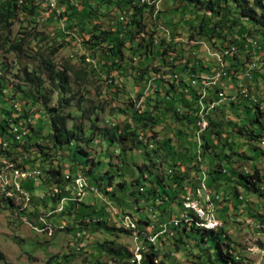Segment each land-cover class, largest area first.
<instances>
[{
    "label": "rangeland",
    "instance_id": "rangeland-1",
    "mask_svg": "<svg viewBox=\"0 0 264 264\" xmlns=\"http://www.w3.org/2000/svg\"><path fill=\"white\" fill-rule=\"evenodd\" d=\"M37 1L40 5L34 12L30 11V4L27 7L20 4L12 25L0 31V90L4 89V97L0 100L6 109L11 105L9 99L16 100L17 110L21 112L19 116L24 113L29 125L37 131V137L32 136L25 145L26 149L20 144L15 146L11 140L4 146L2 141L0 167L16 168L20 165L18 168L40 170L35 179H25L21 183L27 195L18 196L10 187L9 194H6L0 188V264H117L126 259L140 264L141 251L149 244L158 259L168 257L174 264H217L212 258L213 248H210L211 256L199 233L189 231L186 236L178 229H172L175 219L184 218L182 207L175 202H182L188 192L192 193L193 186L198 185L200 179L197 177L204 176L207 181L213 161L205 156L197 160L194 127L185 119L180 122L164 116L165 106L166 101L178 105V97L183 96V92L179 93L183 88L178 83L188 81L192 65L198 66L197 72L202 69L201 73L209 75L224 66L223 71L227 74L220 77L218 84L223 88L218 93L222 91L223 96L210 111L215 124L210 126L207 134L209 149L220 153L221 165L225 169L229 167L241 172L257 169L264 174V136L250 138L247 118L252 112L242 105L235 107L230 103L236 101L235 93L240 86L258 101L264 99V41L260 32L254 37L260 44L259 49L251 52V57L257 61L256 70L246 81L241 76L243 70L235 72L233 67L226 66V51H222L218 41L214 43L195 32L194 27L202 17L209 16L210 11L185 2L157 0V5L140 8L143 31L134 41L125 43L124 59L110 65L105 62L100 49L93 56L89 55V44L86 43L89 35L83 28L85 25H78L76 20L68 19L67 14H61L65 8L69 9L70 4L73 7L68 12L72 17L88 14L89 24L113 31L117 23L127 20L122 5H109L102 0H55L54 6L33 0L31 4L35 5ZM65 1L69 3L63 4ZM248 5H251L250 1ZM129 7L130 13L135 12L136 7L131 3ZM225 7L232 9V3L228 1ZM121 17L124 20L121 21ZM243 21L244 32L252 31V23ZM158 23H163L167 32L159 31ZM130 46L136 50L132 51ZM195 60L199 64L194 65ZM142 64L151 73L150 76L145 74L143 79L140 77L144 70H138ZM63 66L68 68V83L64 89H58L55 86L57 80L53 82L51 75L62 70ZM23 69L40 76L42 85L28 83ZM156 77L162 79L157 87L153 82ZM233 77L235 83L230 80ZM169 82L178 86L170 90L172 97L166 100L164 92ZM211 86L217 87V84ZM154 88L158 89L156 97L160 101L155 108L156 120L144 126L140 119L142 106L149 95H155ZM211 88L201 87L197 91L203 89L204 99H207ZM252 103L253 100L249 105ZM43 106L59 109L66 118V126L76 128L80 135L77 144L87 153L89 161L72 160L71 152L68 157L65 155L64 146L56 148L46 139L50 128ZM261 110V122H264V103ZM239 126L243 127L242 133L238 131ZM216 131L219 133L215 134ZM109 136L114 140L110 141ZM2 140L5 141L3 137ZM163 141H167L170 147L174 145V149H178V144L186 147H179V152L170 156L168 146H159ZM228 143L232 153L225 157L222 150ZM169 167H172L171 174L166 173ZM51 170L59 171V174ZM222 173L228 174V171ZM155 175L165 185L169 197L163 193L161 196L146 194L148 189L155 187ZM5 176L9 183V173ZM76 176L85 177L87 183L86 192L79 201L72 185ZM100 176L105 177L103 183L108 181L106 177H110L111 186L106 190L115 193L111 199L100 193L94 182V177ZM173 180L180 181L181 187L180 184L174 185ZM120 182L125 183L123 189ZM223 182L225 179L221 177L209 188L220 195L215 211L225 222V235L242 264H264V221L260 222L262 227L256 225L259 216L264 215V196L243 190H239L242 198L228 196ZM261 187L264 192V181ZM132 189L134 192L141 190V194L128 193ZM136 194L140 199L135 201ZM197 196L202 197L203 191ZM170 197H174L173 202ZM105 201L118 213L108 211ZM180 207L181 211L178 210ZM123 212L149 222L147 231H141L138 239H134L129 230L128 233L120 230ZM92 217L97 218L99 224H90ZM167 221H170L169 228L154 240H148L146 235L152 236ZM48 227L53 232L50 233Z\"/></svg>",
    "mask_w": 264,
    "mask_h": 264
},
{
    "label": "trees",
    "instance_id": "trees-1",
    "mask_svg": "<svg viewBox=\"0 0 264 264\" xmlns=\"http://www.w3.org/2000/svg\"><path fill=\"white\" fill-rule=\"evenodd\" d=\"M31 1L33 0H2L0 1V31L8 29L12 25V21L17 14L16 12L20 4H22L21 6L23 7H27L28 4H30L31 5L30 11L34 12L33 10L40 4L37 1L36 4L33 5L31 4ZM66 1L63 4L69 3ZM102 1L104 3L106 2V4H109V5H111L112 3L114 4L117 3L119 5H122L121 6L122 11L125 14L127 13L128 15V17H126L127 20L124 21L122 24L117 23L113 31L108 30V29H97L95 24L94 25L89 24L87 22L88 14L83 15L80 18L75 17V16L72 17L71 14L68 12L73 7L70 4H68L69 9L65 8V10L62 11L63 13L61 15L67 14L68 19L71 20L72 18L73 20H76L78 25L80 23L85 25V27L83 26V28H86L88 35H89L88 40L86 41V43L89 44L87 47L88 50H90L89 55L93 56L97 52V50L100 49L103 53L102 56L104 57L105 62H109L110 65L111 64L115 65L117 61L124 59L123 47L125 46V43L129 41L130 42L134 41L135 39L139 37L140 33L143 31L144 25L141 19V11H140L141 9L140 8L142 6L146 8L148 7V5L146 4L137 5V6L133 5L132 2L134 0H102ZM173 1L178 2V3L185 2L187 4L193 5L195 8H199L205 11H210L209 13L210 15L206 17H202L200 21L198 22V24L194 27V30L195 32H197V34L202 35V36L204 35L209 40H213L214 43L218 41L220 44L219 45L220 48H222V51L223 49L224 51H226L229 48V46L236 47L237 52L235 53L225 52L224 53L226 54L225 55L226 58H228V60L225 61V64H227L226 66L233 67L235 72L243 70L246 62L252 58L251 52H255L257 49H259L260 44H258V47L252 46L250 45V43L247 42L248 38L250 37L254 38L256 33L260 32L261 40L264 41V0H173ZM228 1L232 3V9L225 7ZM248 1L251 2V5L246 6ZM130 3L133 7H136L135 12L130 13V8H131L129 7ZM214 17L217 18L215 21L212 20ZM243 19L250 21L252 23V31L246 30L244 32ZM136 43H138V41H136ZM0 48H1V44H0ZM11 48H14V46H11ZM130 48L132 51L136 50L132 46H130ZM195 64H199L198 61L195 60L194 65ZM48 66H49V63L47 62V68ZM138 68H139L138 70H142V71L144 70V72H142L141 74V77H140L141 79H143L145 74H147V76L151 75V73L146 70V67L143 64L139 65ZM197 68L198 66L192 65L190 69L191 74L188 77L192 76V74L195 75V73L196 74L201 73L202 69L199 70V72H197L196 71ZM67 70L68 68L66 66H63L62 70H57L54 73V75H51V80L53 82L54 80H57V84L55 86L58 89H64L65 84L68 83V77L66 75ZM23 71L25 74L24 78L28 83H35L38 87L42 85L43 82L41 80V77L36 75L35 72L27 73L26 69H23ZM51 73H52V68L50 70V74ZM230 80L233 81L234 83L236 82L235 77H233ZM161 81L162 79H157V77L153 79V82L155 83L156 87L160 86V84L162 83ZM178 84L181 86V88H183V91H179L180 94L183 92V96L178 97L177 99L179 101L178 105L175 103L166 101L168 102V104L165 106L166 115L164 116L170 118V120H173V121L182 122V120L185 119L188 121V123H190V125H192V127H194L195 120H196V113L199 107L200 92L197 91L198 88L191 86L188 82L181 81ZM166 86L167 87L164 92L165 99L170 100L172 97V94H170V90L177 89L178 85H174L173 83L169 82L167 83ZM209 87H212L213 89L212 88H211L212 90L209 89L210 93H209L208 98L202 100L203 101L202 103L205 105H209L212 101H215V104H216L220 98L218 96V91L221 88H218L215 86L214 87L209 86ZM157 92H158V89L154 88L153 93L155 95L153 97L149 95L147 97V101L142 106L143 109L141 111L142 115L140 119L143 120L144 126L156 120L155 111L157 107L159 106L157 104L160 102V101H157L158 99V97H156ZM212 92H214V98H212ZM251 95L252 97L250 99L237 97L236 101H231L230 103L235 107H237V105H240V106L242 105L243 107L247 108L249 113L252 112V115L247 118V120L249 121L248 124L250 126V128L247 129V134H250L249 135L250 138H253L251 136H254V135L260 138L261 136H264V122H261V117H263L262 116L263 111L261 110V104L264 103V99H262L261 101H258L257 99L253 98V94ZM252 100L254 103L249 105ZM240 101H242V103ZM130 103L133 104L131 100H130ZM9 106L10 108H7V109L4 107L1 108L3 115L0 116V130L2 131V132L0 131V135H2L3 133L2 137L5 139V141L4 140L2 141L8 143L7 141L11 140L12 142L13 140V144L15 146L20 144V145H23V147L25 148L26 143H28L29 140L32 139V136L37 137V131L34 129L33 126L29 125V121L25 118L26 115L23 113L21 115H23L24 117L21 115L19 117H21L24 120V124L28 130V132L26 133L27 136L25 135L24 138H22L21 140H18L19 142L15 140L13 135L9 131L11 128L10 125H12L10 124V121L16 122V119H18L19 117H17L16 119L11 118L12 110H11V105ZM43 107L46 110V116L49 120V128H50L49 129L50 131L47 134L46 139L50 143H52V145L56 148H61L62 146H64V150L66 149L65 155L68 157V155H70V152H71L72 160L74 159L76 161L77 159L80 163L89 161V159L87 158V153L83 151V149L77 144V140L80 139V135L77 132L76 128L66 126V123H65L66 118L65 116L61 114V112H59L60 111L59 109H56L55 107H48V108L46 106H43ZM20 113L21 112H18V114ZM207 119H208L209 125H208L206 132L202 135L200 154L202 157L205 156L207 159L210 158L208 159L210 160V162L213 161L211 163L212 172H209L208 178H207L208 186L210 185L209 187H211V183L213 184L214 181L221 179L222 177L223 179H225V182H223V185H224V189H227L228 196L232 195L238 198L239 197L242 198L243 194L241 195L239 190H243L248 194H256L259 197L264 196V192H262V187H261V183L264 181L263 173H260V171H258L257 169H253L252 172H241V171H235L234 169L230 170L229 167L228 168L226 167V169L222 167L221 164L223 163L221 162V159L219 158L220 153L213 150V148L209 149L210 142H209V138H207V134H208L210 126L214 125L215 122L212 120L210 113L207 115ZM242 129L243 127H240V126L238 127L239 132H241ZM218 133H219L218 131L215 132V134H218ZM2 137L0 138L2 139ZM109 137H110V141L114 140L113 137L111 136ZM9 138H12V139L9 140ZM30 144L31 143H29V145ZM165 145L168 146L167 151L169 152L170 156L174 154V152L178 153L179 147L181 146L180 144H178L179 146L178 149H174V145L170 147L167 141L165 142L163 141L162 144H160L159 146L164 147ZM223 146L225 145L223 144ZM230 147L231 146L229 145V143L225 147H223L225 150H222V151L225 157L231 156L232 151ZM9 154L10 153L7 152V155ZM243 158H246V157H243ZM224 161L226 162L227 159ZM197 170L199 169L197 168ZM223 171H228V174H223L222 173ZM50 172L54 174H59V171L51 170ZM171 172H172V167H169L166 173L171 174ZM212 173H214V176ZM154 177L156 178V180L154 179L155 187L152 189L151 188L148 189L146 191V194L148 195L157 194L158 196H161L163 193L164 195L169 197V194L167 192L168 190L164 189L165 185L161 183V179H158L156 175ZM104 178L105 177L101 178V176L99 178L94 177V182H96L97 187H99L98 189L100 193L108 195V197L110 198L114 196L115 193L113 191L109 192L106 190L107 187L111 186V182H110V177H106L108 178V181L103 183L102 180ZM103 184L106 186L104 187ZM124 184L125 183H122V182L119 183V186L121 187V189H123V186H125ZM173 184L177 186L180 184V187H181L180 181L173 180ZM140 187L143 188L142 186ZM212 192H213V195L215 194L219 195V193H217L215 189H212ZM128 193L141 194V191L138 190L134 192L132 189ZM173 198L174 197L172 198L170 197V200L171 199L173 200ZM134 199L136 201L140 198H138L136 194V196H134ZM219 199H220V195H219ZM172 200L171 202H173ZM213 200L217 203L215 198H213ZM175 203H178L181 206V202H175ZM180 211H181V207H180ZM125 214H128V213H125ZM263 217L264 215L259 216L257 220V223H258L257 227H262L263 224L260 222L264 221ZM90 220H91L90 224H94V223L99 224V221H97V218L95 219L92 217ZM176 220L178 221L176 222L174 221L175 225L171 224L172 229L174 231L178 229V232L180 233L183 232L185 233L186 236H188L187 233L189 231L192 233L194 232L199 233L201 236V239L204 241L206 245L208 254H210L211 256H212V253L210 251V248H213L214 256H212V258H214L217 264H220L219 262H221L222 264H230V263L242 264L239 261L240 259L239 255H236L235 248L230 244L229 240L227 239V236L225 235V232L223 229L224 226L219 229H211V230L208 229L207 230L202 227H198L191 220H189L190 222L180 220V219H176ZM142 224L146 226L143 225L141 227ZM164 224L165 225L170 224V221H167V223L164 222ZM138 225L142 232L147 231L149 222L147 223L146 221L139 219ZM120 230L128 233V229L124 227H121ZM115 254L119 255V252L115 251ZM141 255L142 257H141L140 264H174L170 260V258L168 259V257H164L165 259H158L157 258L158 256L151 244L147 245L146 249L141 251ZM129 256H131V254ZM0 258H2L1 253H0ZM117 264H136V263L134 262L131 263L129 262V260L126 259L125 261L119 262Z\"/></svg>",
    "mask_w": 264,
    "mask_h": 264
},
{
    "label": "bare ground",
    "instance_id": "bare-ground-1",
    "mask_svg": "<svg viewBox=\"0 0 264 264\" xmlns=\"http://www.w3.org/2000/svg\"><path fill=\"white\" fill-rule=\"evenodd\" d=\"M40 1V0H39ZM135 1V0H134ZM156 1L157 0H155L151 5H155L156 4ZM54 4H55V0H53V5L52 6H54ZM143 4H150V0H143ZM159 4V3H158ZM58 5V4H57ZM60 5V4H59ZM157 5V4H156ZM60 10V9H59ZM142 11H144V9L142 10ZM150 11V10H149ZM158 13V12H157ZM156 13V14H157ZM156 14H155V16H156ZM144 15V14H143ZM120 16V15H119ZM143 17V16H142ZM119 18V17H118ZM156 18V17H155ZM121 19H123V17H121ZM158 22V21H157ZM156 25V24H155ZM157 29L159 30V31H164V32H167V29H166V27L164 26V24L163 23H158L157 24ZM169 32H170V30H169ZM165 34H167V33H165ZM161 36V35H160ZM145 37V36H144ZM159 37V36H158ZM157 37V38H158ZM157 38H155V40H157ZM169 38V37H168ZM173 38V37H172ZM164 39V38H163ZM159 40V39H158ZM169 41V40H168ZM167 41V42H168ZM249 41L250 42H253V43H257V41L254 39V38H252V37H250V38H248V40H247V42L249 43ZM154 43V42H153ZM159 43V42H158ZM176 43V42H175ZM170 44H171V42H170ZM153 46H154V44H152ZM155 45H157V44H155ZM237 51L236 50V47L235 46H229V48L226 50V52H228V51ZM229 53V52H228ZM87 57V56H86ZM89 59V58H88ZM257 61H256V58H251V59H249L247 62H246V64L244 65V68H243V72L241 73V76L244 78V80H245V77H248V71H249V78L251 77V75H252V73L254 72V70H255V68H256V65H257V63H256ZM138 63V62H137ZM221 63V62H220ZM156 66V65H155ZM221 66H222V64H221ZM224 67V66H223ZM223 67L222 68H220L218 71H216V72H214L213 74H214V79H220V77L222 76V77H225V75L227 74V72L226 71H223ZM241 72V71H240ZM239 72V73H240ZM195 75H198V74H196L195 73ZM195 75H193L192 74V76H195ZM115 76V75H114ZM186 79V78H185ZM239 80V79H238ZM188 82V81H187ZM215 84H217V82H209V86H211V85H215ZM200 85V86H199ZM201 87H204V81H196V88H198L197 90H199ZM243 87H245V85L243 86ZM207 90V89H206ZM247 89L246 88H242V86H240V88H238V92H237V96H236V98L237 97H240V95H241V93L242 92H244V91H246ZM200 92V98L199 99H204V96H205V92L203 91V89L201 90V91H199ZM207 94V93H206ZM218 96L220 97L219 98V100L218 101H220L221 100V97L223 96V93H222V91H220L219 93H218ZM251 97H252V95H251ZM16 101V100H15ZM217 101V100H216ZM19 102V101H18ZM24 103V102H23ZM16 104V103H15ZM215 104V101H212V103L210 104V106H206L205 104H203L202 102H199V107H198V109H197V111H202V118H203V122H204V124L206 125V127L208 128V119H207V115L210 113V111L212 110V108H213V105ZM24 105V104H23ZM16 107H17V104H16ZM20 107V106H19ZM18 112V110L17 111H12L11 113H12V115H11V118L12 119H16L17 117H19V114L17 113ZM23 112V111H22ZM21 116H23V115H21ZM31 117V116H30ZM19 118H21V117H19ZM19 118L18 119H16V122L14 123L13 121V123L10 121V124H12V125H10V126H17L18 125V120H19ZM32 118V117H31ZM8 119V118H7ZM8 121V120H7ZM3 130V129H2ZM26 130H27V128H26ZM1 131V130H0ZM4 131V130H3ZM2 132V131H1ZM5 133V132H4ZM7 133V132H6ZM11 134L13 135V137H14V139L15 140H21L22 138H24V136L25 135H23V136H21V134H18V129H11ZM2 135H3V133H2ZM2 135H1V137H2ZM6 135V134H5ZM5 135H4V137H5ZM142 134H140V136H141ZM27 136V135H26ZM144 137V136H143ZM153 137V136H152ZM193 137H194V139H195V141H196V146H197V159H198V152L200 151L199 150V147L201 146V140H200V138L198 137V135H196V134H193ZM10 139H12V138H9V140ZM7 140V139H6ZM139 140V139H138ZM145 141H146V139H145ZM4 142V141H3ZM2 142V139L0 138V143L2 144L3 143ZM8 142V141H7ZM11 142V141H10ZM12 142H13V140H12ZM4 144V146H5V142L3 143ZM2 146V145H1ZM9 146V145H8ZM10 147V146H9ZM4 150H5V148H3ZM10 149V148H9ZM6 151V150H5ZM18 153V152H17ZM2 155H3V153H2ZM15 155V154H14ZM22 158V157H21ZM24 158V157H23ZM196 159V158H195ZM198 161H199V159H198ZM197 161V162H198ZM16 162V161H15ZM9 163V162H8ZM22 164V163H21ZM23 164H24V162H23ZM20 166V165H19ZM18 166V167H19ZM18 167H16V168H4V169H1V167H0V175H6V173H9V177H12V169H17L18 171H20V172H22V176H20V175H13V177H12V179H11V187H10V189L12 188V192L13 193H15V194H17L18 196H19V194H22L23 196L24 195H27V193L26 192H24V190L22 189L23 187L21 186V183H23V178H29L30 177V172L31 171H33V170H31V168L29 169V167H28V169H22V168H18ZM24 168H25V166H24ZM7 169H8V171H7ZM10 169V170H9ZM203 172V171H202ZM203 174H205L206 175V173L205 172H203ZM8 176V175H7ZM7 176H5V177H7ZM22 181V182H21ZM74 183H75V186L76 187H84V178L82 177V176H76L75 178H74ZM200 184H201V186H208L207 185V181H206V178L203 176V177H200ZM0 188L2 189V191H4V193H6V194H9V191H8V187H4V186H0ZM69 189H70V187H69ZM72 189V188H71ZM70 189V190H71ZM75 190L77 191V193H75L74 195L75 196H77V200L79 201L80 199H82V196H81V189L80 188H75ZM66 191V190H65ZM141 191V190H140ZM197 193H199V191H196ZM0 193H1V191H0ZM3 193V194H4ZM12 193V194H13ZM197 193H195V202L196 203H204V205L206 206L205 207V213H204V220H200V219H197L198 218V211H194V210H185V209H182L183 210V214H184V218H186L187 220H191V221H193L194 223H195V225H197L198 227H202V228H204V229H219V228H221V227H223L225 224V222L223 221V220H221L217 215H216V211H215V208H216V202L213 200V198L212 197H205V191H203V196L202 197H199V196H197ZM11 194V195H12ZM72 194V193H71ZM11 195H8V196H11ZM5 196V195H4ZM6 198H7V196H5ZM15 197V195L13 196V198ZM26 197V196H25ZM16 198V197H15ZM25 199V198H24ZM26 199H28V197H26ZM12 200H14V199H12ZM21 200V199H20ZM64 200V198L62 197V199H61V201H63ZM187 201H194V193L192 192L191 194H187ZM21 206V205H20ZM181 207H182V204H181ZM25 208H26V206H25ZM59 209V208H58ZM106 212V211H105ZM112 214H114V211H110ZM108 213V212H107ZM116 216V215H115ZM126 217L128 218V219H135L134 217H131L129 214H126ZM121 220V225H122V219H120ZM119 220V221H120ZM175 222L176 221H178V220H174ZM215 222V223H214ZM210 223V224H209ZM46 226V225H45ZM167 228H169L168 227V225L166 224H162L161 225V227H160V229H159V234L160 233H163L164 231H166L167 230ZM48 229H49V231H50V233L51 232H53L52 231V228H50V227H48ZM47 230V229H46ZM167 234V233H166ZM152 236H151V240H154V238L158 235V231L157 232H155L154 234H151ZM132 236V235H131ZM133 237V236H132ZM135 248H136V246H135ZM138 249V248H137ZM136 250V249H135ZM139 255V259H140V254H138ZM138 259V260H139ZM141 260V259H140Z\"/></svg>",
    "mask_w": 264,
    "mask_h": 264
},
{
    "label": "built area",
    "instance_id": "built-area-1",
    "mask_svg": "<svg viewBox=\"0 0 264 264\" xmlns=\"http://www.w3.org/2000/svg\"><path fill=\"white\" fill-rule=\"evenodd\" d=\"M154 1L155 0H150V4H146V5H151ZM42 2H45L49 6L53 5V0H42ZM132 3H133V5H136V6L137 5H144L143 0H135ZM120 20L122 21V20H124V18L120 19ZM249 43H250V45H252L254 47H258V43H253L250 41H249ZM228 52L229 53H232V52L235 53L237 51L232 50V51H228ZM245 79H246V81H248L250 79L249 78V71H248V77H245ZM196 81H204V87H209V82H217V87L221 88L218 85L220 83V79H214V74L209 75V74H205V73H199L198 75L190 76L188 79V83L191 86H195V87H196ZM221 89H223V88H221ZM2 97H4V89L0 90V99H2ZM240 98L250 99L251 93L246 90V91L241 93ZM9 101L11 103V108L13 110H15V109L17 110L18 108L16 107L15 100L13 98H11V99H9ZM199 102H203L202 99H199ZM210 104L206 105V106H210ZM0 108H3V104H2L1 100H0ZM11 129H18V134H21V136L26 135V133L28 132V130H26V126H25L24 120L22 118H19L17 126H11V128L9 130L10 133H11ZM206 130H207V127L203 122L202 111H197L195 126H194V130L192 133L198 135V137L202 141V135L206 132ZM200 153H201V150L198 152L199 160L201 159ZM39 173H40V170H37V169L33 170L30 172L29 178L35 179ZM13 175L22 176V172L18 171L17 169H12V177H13ZM12 177H9L10 181L8 183V181L6 179L7 177H5V175H0V186L11 187ZM29 178H23V180L29 179ZM83 178H84V187H76L74 180L72 182V185L74 188H80L81 189V196H84V193L86 192V186H87L86 179H85V177H83ZM89 188L91 190H93V188L91 186H89ZM195 190L196 191H205V197H213V198H215L216 201H219V195L218 194L213 195L212 189H210L209 186H201L200 179L198 180V185H197V188ZM196 191L194 192V201H187V194L183 197V200L181 202L182 209L198 211V218L197 219L204 220V213H205V207L206 206L204 205V203H196L195 202ZM75 198L77 199V196ZM106 203H107V210L108 211H114V214L118 213L115 210V208L111 206V204L109 202H106ZM61 209H62V207H60V210ZM121 219H122V227L128 229L130 231V234L133 236L134 239H138L141 236V230H140L139 225H138V220L137 219H128L126 217V214H123L121 216ZM182 219L184 221H187L186 218H182ZM257 224L258 223H256V225ZM158 234H159V230H158ZM146 237L148 238V240L152 241L150 234L146 235ZM80 245H84V243H80Z\"/></svg>",
    "mask_w": 264,
    "mask_h": 264
},
{
    "label": "crops",
    "instance_id": "crops-1",
    "mask_svg": "<svg viewBox=\"0 0 264 264\" xmlns=\"http://www.w3.org/2000/svg\"><path fill=\"white\" fill-rule=\"evenodd\" d=\"M238 92V91H237ZM236 94V93H235ZM231 96V95H230ZM230 96H228V97H230ZM178 143H180V141L178 142ZM181 148H185L186 146L185 145H182V146H180ZM197 175H199V174H197ZM200 177V176H199ZM199 177H197V178H199ZM198 183V182H197ZM208 185V184H207ZM197 188V185L195 184L194 186H193V191H195V189ZM192 191V192H193ZM187 193V192H186ZM189 193V192H188ZM187 193V194H188ZM62 199V198H61ZM62 202V201H61ZM179 211H180V209H178ZM140 217H141V215H140ZM142 220V219H141Z\"/></svg>",
    "mask_w": 264,
    "mask_h": 264
}]
</instances>
